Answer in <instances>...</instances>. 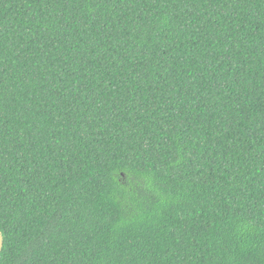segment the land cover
<instances>
[{"label":"trees","instance_id":"16d2710c","mask_svg":"<svg viewBox=\"0 0 264 264\" xmlns=\"http://www.w3.org/2000/svg\"><path fill=\"white\" fill-rule=\"evenodd\" d=\"M0 264H264V0H0Z\"/></svg>","mask_w":264,"mask_h":264},{"label":"water","instance_id":"95a60500","mask_svg":"<svg viewBox=\"0 0 264 264\" xmlns=\"http://www.w3.org/2000/svg\"><path fill=\"white\" fill-rule=\"evenodd\" d=\"M2 246H3V235L0 232V252H1Z\"/></svg>","mask_w":264,"mask_h":264}]
</instances>
